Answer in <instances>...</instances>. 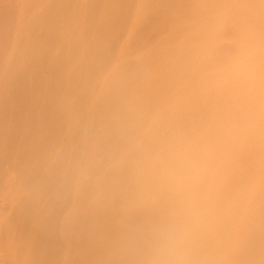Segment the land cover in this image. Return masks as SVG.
<instances>
[{
    "label": "bare ground",
    "instance_id": "bare-ground-1",
    "mask_svg": "<svg viewBox=\"0 0 264 264\" xmlns=\"http://www.w3.org/2000/svg\"><path fill=\"white\" fill-rule=\"evenodd\" d=\"M168 229L264 264V0H0V264H149Z\"/></svg>",
    "mask_w": 264,
    "mask_h": 264
},
{
    "label": "rangeland",
    "instance_id": "rangeland-1",
    "mask_svg": "<svg viewBox=\"0 0 264 264\" xmlns=\"http://www.w3.org/2000/svg\"><path fill=\"white\" fill-rule=\"evenodd\" d=\"M123 1H124V0H123ZM188 1H189V0H188ZM148 8H149V9H147L148 11L146 10L147 14L149 13V11L152 12V11L155 10V9H154V6H152V5H150ZM150 8L153 9V10H150ZM115 10H118V9H115ZM118 11H119V10H118ZM120 12L122 13L123 11H119V13H120ZM146 12L144 13L145 15H146ZM121 13H120V15H118V12H117V13L114 12V14H113L114 16H112V17L110 18V22H108V23L110 24V26H109V24H107V26H108V33H109V34H112V36H115V35H116V38H114V37L112 38V36L110 35L112 41H114L113 39H115L116 42H114V43H117L118 40H119V38L122 37V38H120V41H121V39H125V42H127L128 45L133 44L134 46H133V45H132V46L130 45L129 48H131V50H134V49H136L138 46H140V45L142 44L141 41L139 42V39H140V38H143V35H144V29H143L142 27L140 28L141 25H139V24H140V23H139V24H137L136 29H134L133 31H131V32L129 33V36L124 37L125 35L123 34V32L120 31V23H121V18H122V14H121ZM116 15H117V16H116ZM145 15H144V16H145ZM149 15H150V14H149ZM147 16H148V15H147ZM139 18H140L139 21H141V23H142V21H143V18H144L145 21H147V22L149 21V20H146V19H145L146 16L143 17V15H142V17H139ZM148 19H150V16H148ZM118 20H119V21H118ZM117 21H118V22H117ZM119 22H120V23H119ZM118 23H119V24H118ZM143 23H144V22H143ZM117 25H118V26H117ZM138 25H139V26H138ZM116 27H117V29H116ZM138 27H139V29H142V31H141V30L139 31ZM115 29H116V30H115ZM113 30H114V31H113ZM121 30H122V29H121ZM136 30L138 31L139 34L137 33ZM135 31H136V33L138 34V36L135 35V34H136ZM132 32H133L134 34H131ZM121 34H122V36H121ZM140 34H141V35H140ZM131 35H133V36H131ZM134 35H135V36H134ZM136 36H137V37H136ZM149 36H150V37H149ZM132 37H133V38H132ZM134 37H135V38H134ZM147 37H148V38H147ZM127 38H128V40H126ZM144 38L150 39V42H149V41L147 42V45H149L150 43H152L153 41H155L156 36H155V33H154L153 35H148V36H146V37H144ZM152 38H153V40H152ZM129 39H130V41H129ZM109 40H110V39H109ZM111 40H110V42H111ZM133 40H134V41H133ZM136 41L139 42V44L136 43ZM110 42H108V43H110ZM128 42H130V44H129ZM111 43H112V42H111ZM140 43H141V44H140ZM111 45H112V44H111ZM111 45H110V46H111ZM115 45L117 46V44H113V46H111V47H113L112 51L114 50V46H115ZM145 45H146V44H145ZM145 45H144V46H145ZM110 46H109V47H110ZM136 46H137V47H136ZM144 46H143V47H144ZM107 47H108V46H107ZM109 47H108V48H109ZM147 47H148V46H147ZM133 48H134V49H133ZM138 49H139V48H138ZM131 50H130V51H131ZM108 54H111V53H108ZM133 54H134V53L132 52V56H133ZM106 55H107V54H106ZM132 56H131V57H132ZM134 57H135V54H134L133 58H134ZM244 58H245V57H244ZM244 58H243V59H244ZM102 61H103V60H102ZM209 67H210V65H209ZM95 68H96V67H95ZM95 68H93V69H95ZM130 68H132V67H130ZM126 71H127V70H126ZM126 71H125V73H126ZM128 71H129V70H128ZM92 72H94V71H92ZM112 88H113V87H112ZM195 91H196V90H195ZM111 93H112V92H111ZM123 93L126 94V95H124ZM129 93H130V92H129ZM129 93H126V91H123L121 94H120V93H119V95L117 94L116 99H115L114 101H112V103H114V104L116 105V103H117L118 101L121 100V101H120V104H121V103H124V104H125L124 101L128 100L130 97H131L130 99H134V97L131 96V95L133 94V92L130 93V95L128 96ZM107 95H108V94H107ZM122 95H123L124 98L121 97L122 99H120L119 97L122 96ZM133 95H134V94H133ZM111 96H112V95H111ZM109 97H110V95H108V98H109ZM112 97H113V96H112ZM125 97H126V98H125ZM132 97H133V98H132ZM219 98L222 99L221 101H223V100H227V95L224 94V93H219V94H217V95L214 97L215 100H219ZM118 99H119V100H118ZM130 99L128 100V101H129L128 103L126 102V103H127V106H128V104H129V106H132ZM122 100H123V101H122ZM114 104H112L113 107H114ZM124 104H123V106H124ZM130 104H131V105H130ZM196 104H197V105H196ZM125 105H126V104H125ZM195 105H196V106H198V105H199V106H200V105L202 106L201 109H198V108H200V107L197 108L196 106H194V108H193V109H195V107H196V109H197L198 111H200L201 113H199V112L196 110V111L199 113V114H198L197 112H195V110L192 109L193 112H195V113L191 112L192 110H190V111H189L190 113H188V114H190V115L192 114V116L194 117V120L196 119V121H197V119L200 118L199 116H201V114L204 113V114H203V115H204L203 117L208 116V117H206V118H207V121H211V119H212L213 116H211L212 114H210L209 111H206V110H208V108H207L204 104L202 105L201 103H195ZM116 106H117V105H116ZM121 106H122V104L120 105V107H118V108H120V112H119V110L117 109V107H116V108H115V107H114V108L112 107L113 112L116 111L117 114L120 113V117H121V112H123L122 114H127L128 112H127L126 110L128 109V111H129V106H128V107L126 106L127 108L125 107L126 110H125V108H121ZM109 108H110V107H109ZM130 108H131V111L133 112V108H132V107H130ZM202 108H203V111H204V112L202 111ZM125 111H126V113H124ZM131 111H130V112H131ZM196 113L199 115L198 117H197V115L194 116V114H196ZM205 113H206V114H205ZM113 114H114V113H112V117H115V116H113ZM115 114H116V113H115ZM117 114H116V115H117ZM128 115H131V113H128ZM122 116H123V115H122ZM125 116H126V115H125ZM149 116H150V115H148V117H149ZM153 116L155 117L156 115H153ZM188 116H189V115H188ZM148 117H146V118H148ZM154 117H153V118H154ZM190 117H191V116H190ZM203 117L201 116L202 119H204ZM146 118H145V119H146ZM155 118H157V117H155ZM208 118H209V119H208ZM148 119H149V118H148ZM150 119L153 120L152 117H150ZM150 119L148 120L149 123L151 122L153 125H154V124L157 125L156 123H158V127L153 126V129H154V127H155V129H154V130H153V129H152V130L150 129L151 132H150V131L148 132L149 134H150V133H152V134H153V133H157V136H155L156 134L153 135V136H151V135H152V134H151V135H149V137H150V136H151V137H154V138H155V137H158V135H159L162 131H164L163 129H162V131H160V130H161V126H160V130H158V132H157V129L159 128V123L161 124V123H165V122H164V120H163V122H161L160 119L157 118V120L159 119L160 122L155 121V122H156V123H155L154 121L152 122ZM190 119H191V118H190ZM192 119H193V118H192ZM179 120H180V119H179ZM179 120L177 119V120H175V122L173 121V123H172V120H171V123H170V122L168 123V125L170 124L168 127H170L171 124L173 125V126H171L172 128H170V129L173 130V131H175L174 133H172L173 131H171V130L169 129V133L171 134V135H169V133H167V131H168L167 129H168V128L166 127V128H164V129H165V132H162L161 135H159V138H160V137H161V138H162V137L164 138V137L167 136V135H168V136H167V139H169V138H170V139L174 138V136H176L177 133L179 132L178 130H177V132H176V129H178V127H180V126H178V123H179L178 121H179ZM194 120H192V121L190 120V121H191V122H195ZM145 121H146V120H145ZM165 121H166V120H165ZM168 121H170V120L168 119ZM144 123H146V122H144ZM151 123H150V124L147 123V124H148V127L150 126V128H151V126H152ZM166 123H167V121H166ZM166 123H165V124H166ZM147 124H145V125L147 126ZM143 125H144V124H143ZM161 125H162V124H161ZM187 125H189V126L191 125V126H192V123L188 122ZM187 125H185V126H187ZM140 126H141V125H140ZM140 126H139L138 124H135V127H136V128H138V127H140ZM146 126H145V129H146ZM165 126H167V125H165ZM165 126L162 125V127H165ZM191 126H190V127H191ZM143 127H144V126H143ZM143 127L141 126V129H142ZM188 128H189V127H188ZM133 129H134V128H133ZM145 129H143V130H145ZM147 129H148V128H147ZM147 129H146V130H147ZM135 130H136V129H134L133 131H135ZM143 130H141V131H143ZM148 130H149V129H148ZM170 131H171V132H170ZM135 132H136L137 135H138V132H140V130H139V131L137 130V131H135ZM135 132L132 133V132L130 131V132H129L130 135H128L129 138L126 139L125 142H126L127 144H133V143L135 142V143H136V146L134 145L135 143L133 144V146L137 148V144H138V146H139L138 149H139V148L141 149V148L143 147V144H142V141H141L142 139H137V138L133 139L134 137L137 136ZM144 132H145V131H144ZM131 133H132V134H131ZM166 133H167V134H166ZM145 134H146V133H145ZM162 134H163L164 136H162ZM165 134H166V135H165ZM172 134H176V135H172ZM139 135L144 136V135H142V132H141ZM139 135H138V136H139ZM133 136H134V137H133ZM141 136H139V138H140ZM170 136H171V137H170ZM151 137H150V138H151ZM94 138H95V137H94ZM130 138H131L132 140H131ZM142 138H143V137H142ZM161 138H160V139H161ZM165 138H166V137H165ZM165 138H164V139H165ZM136 139H137L138 141H140V142H138V141L136 142ZM160 139H158V140L156 139V140L159 141ZM133 140H134V142H133V143H130V141H133ZM153 140L156 141L155 139H153ZM141 145H142V147H140ZM126 146H127V145H126ZM129 146H130V145H128L127 148H128ZM131 147H132V146L129 147V150H131ZM134 147H132V148L135 150ZM143 148H144V147H143ZM138 149H137V152H138ZM140 149H139V151H140ZM92 152H94V151L92 150ZM91 154H92V153H91ZM93 155H94V154H93ZM90 157H91V156H90ZM90 157H89V158H90ZM92 158H93V159H91V158H90V159H91V160H94V157H93V156H92ZM115 158H116V157H115ZM135 158H136V157H135ZM135 158H134L133 160H135ZM138 158H139V157H138ZM111 159H113V158H111ZM95 160H97V159L95 158ZM103 160H104V159H103ZM137 160H138V159H137ZM137 160H135L136 162L131 160L130 163L133 164V165L135 164V166H136L137 162H138L140 159H139L138 161H137ZM98 161H99V159H98ZM106 161H107V162L104 161V168H105V166L107 167V164H108L109 161H111V160H109V161L106 160ZM89 162L91 163V164H90V163L88 164V165H90L89 167L92 166V167H91L92 170L90 169V170H91V173H94V174H95L98 170H97L96 168H93V167H94V166L97 167V166L94 165L93 161L91 162V161L89 160ZM96 162H97V161H96ZM100 162L102 163L103 161L100 159ZM132 162H135V163H132ZM87 163H88V161H87ZM101 163H100V164H101ZM110 163H112V162H110ZM110 163H109V166H110V165L112 166L113 163H112V164H110ZM92 164H93L94 166H93ZM102 164H103V163H102ZM105 164H106V165H105ZM131 164H130V165H131ZM133 165H132V166H133ZM133 167H134V166H133ZM98 168H99V167H98ZM104 168L102 169V171H100L101 168H99L100 173H99V171H98V172H97L98 174L96 173L97 175H95V176H98L99 179H100L99 176H102V175L104 174V173H103V174L101 173V172H104V171H105ZM130 168H131V167H130ZM95 169H96L97 171H94ZM103 170H104V171H103ZM107 170L109 171L108 167H107ZM110 170H111V169H110ZM106 173H108V172L105 171V174H106ZM110 173H111V172H110ZM101 174H102V175H101ZM108 174H109V173H108ZM89 175H90V173H89ZM92 175H93V174H92ZM92 175H90V176H88V177H90V178L93 177V178H94L95 176H92ZM106 175H107V174H106ZM106 175H103V176L106 177ZM109 175H110V174H109ZM109 175H108V176H109ZM108 176H107V177H108ZM129 176H130V175H129ZM90 178H88V179H90ZM96 178H97V177H95V179H96ZM128 178H129V177H128ZM61 179H64V177H63V178L61 177ZM84 179H85V177H84ZM88 179H86V180H88ZM91 179H92V178H91ZM130 183H131V181H130ZM130 183H129V184H130ZM132 183H133V182H132ZM129 184H128V186L131 185V184H130V185H129ZM126 189H127V187H126ZM120 216H121V215H120ZM127 227H130V226H127ZM127 227H126V228H127ZM128 229H131V228H127L126 231H128ZM129 232H130V231H129ZM142 233H143V232H142ZM142 233H141V234H142ZM141 234H140V235L138 234V235H139L138 237H142ZM141 240H142V239H141ZM139 241H140V240H139ZM142 241H143V240H142ZM140 246H141V245H140ZM138 247H139V246H138ZM139 249H140V248H138L137 250H139Z\"/></svg>",
    "mask_w": 264,
    "mask_h": 264
},
{
    "label": "clouds",
    "instance_id": "clouds-1",
    "mask_svg": "<svg viewBox=\"0 0 264 264\" xmlns=\"http://www.w3.org/2000/svg\"><path fill=\"white\" fill-rule=\"evenodd\" d=\"M149 264H193L186 234L178 229L163 231L151 253Z\"/></svg>",
    "mask_w": 264,
    "mask_h": 264
}]
</instances>
